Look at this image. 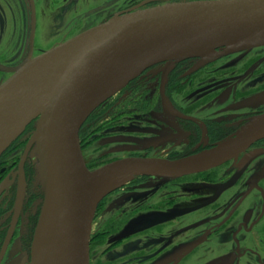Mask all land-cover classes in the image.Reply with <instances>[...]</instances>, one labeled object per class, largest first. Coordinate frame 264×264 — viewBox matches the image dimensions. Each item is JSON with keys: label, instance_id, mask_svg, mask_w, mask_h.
Listing matches in <instances>:
<instances>
[{"label": "flooded vegetation", "instance_id": "1", "mask_svg": "<svg viewBox=\"0 0 264 264\" xmlns=\"http://www.w3.org/2000/svg\"><path fill=\"white\" fill-rule=\"evenodd\" d=\"M198 1L211 0H0V85L12 76L3 69L115 16ZM218 52L147 67L95 109L80 129L87 167L173 162L239 139L264 115V45ZM35 126L0 157V264H32L45 199ZM89 264H264V137L217 167L116 187L95 211Z\"/></svg>", "mask_w": 264, "mask_h": 264}, {"label": "water", "instance_id": "2", "mask_svg": "<svg viewBox=\"0 0 264 264\" xmlns=\"http://www.w3.org/2000/svg\"><path fill=\"white\" fill-rule=\"evenodd\" d=\"M264 45V0H211L115 16L13 69L0 85V157L36 120L29 143L45 199L32 264H89L95 211L123 177L171 179L217 167L264 137V115L239 139L168 162L127 158L90 170L80 129L107 99L144 69L163 61ZM129 179V180H130Z\"/></svg>", "mask_w": 264, "mask_h": 264}, {"label": "bare ground", "instance_id": "3", "mask_svg": "<svg viewBox=\"0 0 264 264\" xmlns=\"http://www.w3.org/2000/svg\"><path fill=\"white\" fill-rule=\"evenodd\" d=\"M130 178L129 177H123L121 178V180L119 181V184H123L125 183L126 181H128Z\"/></svg>", "mask_w": 264, "mask_h": 264}, {"label": "rangeland", "instance_id": "4", "mask_svg": "<svg viewBox=\"0 0 264 264\" xmlns=\"http://www.w3.org/2000/svg\"><path fill=\"white\" fill-rule=\"evenodd\" d=\"M98 108V107H97ZM90 152H92L91 150H90ZM91 155V154H90Z\"/></svg>", "mask_w": 264, "mask_h": 264}]
</instances>
